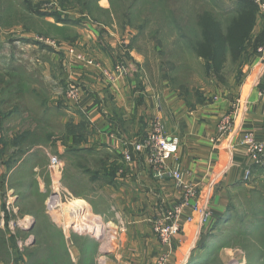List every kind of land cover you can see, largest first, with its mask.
Returning <instances> with one entry per match:
<instances>
[{
  "label": "crops",
  "instance_id": "obj_1",
  "mask_svg": "<svg viewBox=\"0 0 264 264\" xmlns=\"http://www.w3.org/2000/svg\"><path fill=\"white\" fill-rule=\"evenodd\" d=\"M95 32L94 35L79 33L75 42L78 47L71 48L94 60L99 68L77 62L67 53L66 57L55 46L43 64L48 70L50 64H59L60 57L63 59L60 67L65 71L62 81H79L85 84L83 87L87 86V92L82 93L77 102L64 96V107L71 112L70 121L76 124L75 127L79 122L78 113L85 117L88 133L84 145L88 150L81 153L104 160L97 168L96 181L104 179L105 183H97L89 190L64 184L71 195L85 203L84 211L71 218L64 213L58 215L56 211L51 214L53 217L27 212L21 201L15 199L12 209H17L16 224L20 229H24V223L31 225V233L24 239L33 242L25 248L15 246L9 238H18L9 230L10 221L4 215L0 229L4 227L6 233L2 237L0 264H30L34 260L37 264H155L163 255H168V264H212L211 256L209 262L204 260L207 251L211 250L210 237L225 227L217 223L230 218L229 193L247 186V179L264 174V158L261 164L251 163L240 145L245 132L253 133L257 140L264 138V98L259 96L263 66L258 63L262 58L264 60V54L260 59L253 53L252 68L247 71L244 66L239 84L232 78L217 84L212 74V80L206 78L205 83L193 91L195 98H187L179 88L191 94L190 87H170L165 73H162L159 87L149 82L147 73H151L145 69V57L132 40L129 45L124 41L130 38L122 36L121 41L118 38L112 40ZM83 46L87 53L80 50ZM120 63L126 68L125 76L114 82L101 76L100 69L112 70ZM237 101L241 102V108L233 130L219 137L217 124L232 112ZM155 121L160 122L165 136L178 140L184 181L196 188L199 207L210 215L202 223L200 213L184 209L180 219L181 232L169 245L159 242L152 231V223L179 204L181 191L171 179H153L146 153L130 149L132 143L142 142L153 132ZM124 152L130 154L131 161L124 160ZM15 167L10 163L8 171L17 173ZM38 186L39 194L43 195L39 182ZM10 190L12 192L13 187L7 192ZM94 216L106 226L112 225L108 228L111 233L100 243L94 241L88 228H82V223L88 220L85 226L95 225L94 228L99 229ZM32 217H37L36 221ZM187 217L192 219L191 222L186 220ZM34 224L38 226L37 233L32 231ZM37 239L39 243L42 241L43 247L35 245Z\"/></svg>",
  "mask_w": 264,
  "mask_h": 264
},
{
  "label": "rangeland",
  "instance_id": "obj_2",
  "mask_svg": "<svg viewBox=\"0 0 264 264\" xmlns=\"http://www.w3.org/2000/svg\"><path fill=\"white\" fill-rule=\"evenodd\" d=\"M237 2L0 0V222H3L4 215L8 217L9 230L18 238H9L15 246L25 248L33 242L24 239L30 235L31 225L24 223V229H20L16 224L17 209H12L15 199L21 201L23 210L27 212L51 216L56 211L58 215L64 213L71 218L84 211L85 203L71 195L64 184L74 185L78 190H89L97 183H105L104 179L96 181L97 168L104 160L81 153L88 150L84 145L88 133L85 117L78 113L77 124L81 128H77L70 121V111L64 107L63 98L67 99V90L83 83L62 81L65 71L60 67L63 60L60 57L59 64H50L47 70L43 63L47 61L48 54H52L49 51L56 47L65 56L68 48L78 47L75 42L79 33L94 35L96 31L112 40L118 38V41L125 36L130 39L124 41L132 40L131 43L145 57V69L151 73H147V78L152 85L159 87L162 73H165L170 87L189 86L191 94L182 88H179L180 93L187 98H195L193 91L201 87L206 78H213V73L207 74L203 61L191 49L192 44L201 39L199 17L204 13L211 15L225 35L231 20L237 18ZM255 18L251 38L254 41L262 36L263 43L255 51L261 59L257 51L264 46V12L258 8ZM206 28L210 30L212 27ZM85 49L83 46L80 50L87 53ZM225 55L223 70L218 77L215 76L216 83L224 84L232 78L239 84L244 66L249 71L253 60L240 64L232 60L228 50ZM84 85L80 86L82 93L87 92ZM58 139L60 143L57 144ZM130 149L133 151L132 147ZM51 156L59 160V166L54 170L49 165ZM10 160L17 173L8 171ZM247 180V186L229 193L231 221L225 223L217 235L210 237L211 250L207 251L205 263L211 256L212 264H264V174ZM38 182L43 195L39 194ZM10 187H13V193L11 190L7 192ZM53 193H58L61 200H55V210L50 211L43 202ZM75 204L77 206L71 207ZM49 205L53 206L51 202ZM32 218L36 221L37 217ZM94 219L100 225L99 229L96 230L95 225L85 226L88 220L82 223V228H88L90 236L100 243L111 233L108 228L112 225L106 226L97 216ZM37 228L34 224L32 231L37 233ZM4 233L6 231L1 226L0 249ZM35 243L43 247L41 240L39 243L37 239ZM30 264L37 263L34 260Z\"/></svg>",
  "mask_w": 264,
  "mask_h": 264
},
{
  "label": "built area",
  "instance_id": "obj_3",
  "mask_svg": "<svg viewBox=\"0 0 264 264\" xmlns=\"http://www.w3.org/2000/svg\"><path fill=\"white\" fill-rule=\"evenodd\" d=\"M258 8L264 12V0H251ZM261 56L264 54V46L257 51ZM67 53L72 59L83 63L89 67L99 68L94 60L86 57L84 54L77 52L74 48H68ZM261 67L260 76L262 77V88L259 90V96L264 98V60H259ZM101 70L103 76L108 82H114L119 77L125 76L126 68L124 64L120 63L114 66L113 70ZM82 94L80 85L70 87L66 92V97L77 102ZM241 108V102H236L231 113L225 115L217 124L218 136L222 137L229 134L234 127V120L237 116L238 110ZM240 145L244 148L251 163L258 165L263 163L264 158V138L257 140L253 133L245 132L240 140ZM134 152L144 151L147 154V164L153 179L163 180L171 179L181 191V198L179 204L174 206L171 210L165 212L163 215L153 220L152 231L156 235L159 242L164 245H169L172 240L181 232V216L184 209H190L198 212L202 216V223L209 219V213L202 210L197 203V190L193 185L187 184L184 181V176L181 171L179 157H178V140L173 137H167L163 133L162 126L159 121H155L153 132L149 134L142 142H135L131 144ZM124 160L131 161V156L128 152H124ZM49 165L52 170L59 166V160L55 156L49 159ZM249 173L246 174L248 176ZM60 199L58 193L50 195L46 203L48 210H55V200ZM61 200V199H60ZM53 206L49 205V203ZM186 220L191 222V218ZM168 255L160 256L156 259L155 264H168Z\"/></svg>",
  "mask_w": 264,
  "mask_h": 264
},
{
  "label": "trees",
  "instance_id": "obj_4",
  "mask_svg": "<svg viewBox=\"0 0 264 264\" xmlns=\"http://www.w3.org/2000/svg\"><path fill=\"white\" fill-rule=\"evenodd\" d=\"M237 3L239 5L237 18L231 20L225 35L221 31L219 23L211 15L204 13L199 17L198 25L201 30V39L193 43L191 49L196 57L203 61L207 74L213 73L216 77L220 75L223 70L226 50L230 52L234 62L241 64L246 60H250L253 52L255 53L258 46L263 43V41L261 42L262 36L255 38L254 41L251 38L256 13L258 12L257 5L253 4L251 0L250 2L238 0ZM234 20H238V22L234 23ZM206 26L212 28L208 30ZM10 163H12L11 160L8 168ZM5 219L8 220V217L5 216ZM229 219H221L217 224L223 226L230 221Z\"/></svg>",
  "mask_w": 264,
  "mask_h": 264
},
{
  "label": "bare ground",
  "instance_id": "obj_5",
  "mask_svg": "<svg viewBox=\"0 0 264 264\" xmlns=\"http://www.w3.org/2000/svg\"><path fill=\"white\" fill-rule=\"evenodd\" d=\"M75 206H77V204H75L74 206H71V207H73V208H74ZM65 215H66V214H65ZM71 220H72V219H71Z\"/></svg>",
  "mask_w": 264,
  "mask_h": 264
}]
</instances>
